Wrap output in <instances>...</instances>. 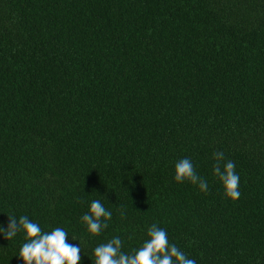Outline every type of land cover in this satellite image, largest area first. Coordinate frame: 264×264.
I'll use <instances>...</instances> for the list:
<instances>
[{"label":"trees","instance_id":"trees-1","mask_svg":"<svg viewBox=\"0 0 264 264\" xmlns=\"http://www.w3.org/2000/svg\"><path fill=\"white\" fill-rule=\"evenodd\" d=\"M183 158L207 192L175 181ZM94 199L112 212L95 237ZM9 215L62 227L80 264L115 236L132 253L153 223L196 264H264V0H0V227ZM25 242L0 233V264H24Z\"/></svg>","mask_w":264,"mask_h":264},{"label":"clouds","instance_id":"clouds-1","mask_svg":"<svg viewBox=\"0 0 264 264\" xmlns=\"http://www.w3.org/2000/svg\"><path fill=\"white\" fill-rule=\"evenodd\" d=\"M216 163L213 173L222 183L225 196L233 201L240 198V176L236 172L235 163L224 161V153L213 154ZM174 179L178 183L185 181L198 185L202 192H207V181L199 176L188 158H183L175 164ZM123 216V213H121ZM112 212L103 203L94 199L90 208L81 220L87 226L91 236H99L107 227ZM24 234L26 241L19 249V257L24 264H80L81 246L68 243V232L62 227H55L50 231H43L38 223L33 222L26 215L19 218L9 215L7 229L0 227V233L7 240H11L18 233ZM147 237L142 246L133 249L132 253L122 251V240L115 236L106 243H101L93 249L94 264H196L195 259L170 243L165 229L153 223L147 229ZM73 238V237H72ZM74 239V238H73Z\"/></svg>","mask_w":264,"mask_h":264}]
</instances>
